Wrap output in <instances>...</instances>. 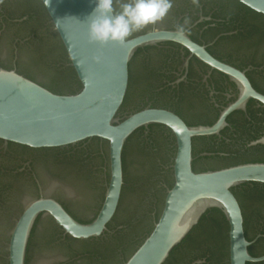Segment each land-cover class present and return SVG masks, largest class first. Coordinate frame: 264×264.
<instances>
[{"label":"water","instance_id":"water-1","mask_svg":"<svg viewBox=\"0 0 264 264\" xmlns=\"http://www.w3.org/2000/svg\"><path fill=\"white\" fill-rule=\"evenodd\" d=\"M39 1L23 0L9 6L10 12H30L32 17L27 23L10 28L1 44V57L5 61L10 60L12 37L34 34L36 39L31 47L22 46L19 50L20 68L49 84H71L55 69L57 62L64 59L57 43L58 37L80 89L75 93L56 94L15 70L0 67V139L32 148L61 147L90 138L105 141L109 181L101 208L88 224L75 221L56 201L39 198L25 207L12 229L9 224L11 218L19 204L32 194L29 189L18 190L9 199L8 206L0 210V264H24L31 228L41 212L48 213L64 233L73 238L101 235L116 210L120 196L123 145L136 129L150 124L163 125L173 135L172 185L166 192L162 189L157 191L155 186L159 189L160 183L164 184L159 179L169 182L171 175L165 171L157 180L151 176L154 177L156 157L170 164L171 151L166 152L165 149L171 148V141L158 137L159 152L156 155L147 149L142 150L136 145L137 137L134 138L125 155L126 177L131 186L125 194L121 219L130 220L137 214L142 216L151 205L161 206L160 198L165 195L151 231L122 264H163L171 250L211 208L221 210L227 222L228 264L264 261V255L254 257L248 252L251 242L245 237L240 205L232 192V188L242 184H264V163H241L203 172L192 168V139L217 135L232 111L243 109L249 98L264 105V96L251 87L242 72L211 56L184 32L152 29L128 38L124 44L109 42L101 45L88 38V14L94 7L93 0ZM235 1L264 16V0ZM182 2L174 0L172 6ZM167 21L165 16L159 24L164 25ZM165 41L181 45L199 61L227 75L237 85L240 91L238 99L226 106L212 125L188 126L175 113L156 108H144L123 119L118 118L128 84V63L134 52ZM131 104L130 101L128 105ZM258 143H264V138ZM200 146L197 140L196 150ZM202 163L205 162L199 161L198 167ZM196 240L198 243L210 241L218 246V241L210 238L207 232ZM59 257V251L34 241L29 264H53ZM225 258L222 260L224 264L227 262Z\"/></svg>","mask_w":264,"mask_h":264},{"label":"flooded vegetation","instance_id":"flooded-vegetation-1","mask_svg":"<svg viewBox=\"0 0 264 264\" xmlns=\"http://www.w3.org/2000/svg\"><path fill=\"white\" fill-rule=\"evenodd\" d=\"M20 1L23 0H0V67L15 70L56 94L77 92L73 84L61 85L60 90H54L51 88L53 83H46L20 68L19 50L22 46L31 47L36 39L34 34L12 37L10 60L5 61L1 57V44L10 28L21 26L32 17L30 12L9 11V6ZM182 1L170 8L166 15L167 23L160 25L158 21L133 32L128 38L152 29L184 32L211 56L242 72L251 87L264 96V16L235 0L232 1L236 5L227 0ZM247 10L252 13H247ZM46 19L49 23L48 16ZM67 66L69 62L64 58L57 62L55 69L61 71ZM129 66L132 85L127 99H123L118 110L119 119L144 108H156L175 113L188 126L212 125L219 113L236 101L240 93L227 75L210 68L174 42L165 41L138 48L128 63V82ZM130 101L132 104L128 105ZM225 122L226 125L217 135H212V139L210 136L204 141L192 139L193 161L204 157L199 161L205 162L196 172L218 170L228 167L225 166L227 164L264 163V143H258L264 138V105L249 98L244 108L232 111ZM158 137L171 141V148L165 151H171L172 160L168 164L163 158L159 160L156 157L154 177L151 176L157 180L160 173H170L169 182L160 178L164 184L160 183L159 189L155 186L157 191L162 189L166 192L172 185L174 138L167 127L150 124L136 129L123 145V183L116 210L107 222L106 230L97 237L76 239L64 233L48 213L41 212L31 228L24 264L31 261L34 241L59 251L60 257L53 264H122L158 218L165 195L160 198L161 206L151 205L142 216L137 214L130 220L121 219L125 194L131 186L126 177L123 153L126 155L129 145L136 138L137 146L157 155ZM197 140L201 143L200 152L194 154ZM221 144L236 145L241 153L249 150L226 161L216 158L229 156L220 151ZM104 145L107 146L105 141L90 138L61 147L32 148L0 139V210L8 206L9 199L21 188L32 191L11 218V228L25 207L39 198L56 201L78 223H91L101 208L109 181L107 149ZM48 188L51 190L48 191ZM232 192L240 205L245 237L251 242L248 252L254 257L263 256L264 184L246 183ZM224 257L227 261L225 264H228V241L223 249L220 243L217 246L210 241L198 243L195 240L191 244H180L169 261L170 264H224ZM250 264H264V261Z\"/></svg>","mask_w":264,"mask_h":264},{"label":"clouds","instance_id":"clouds-1","mask_svg":"<svg viewBox=\"0 0 264 264\" xmlns=\"http://www.w3.org/2000/svg\"><path fill=\"white\" fill-rule=\"evenodd\" d=\"M88 14V38L97 44H124L136 31L162 20L172 0H93Z\"/></svg>","mask_w":264,"mask_h":264},{"label":"trees","instance_id":"trees-1","mask_svg":"<svg viewBox=\"0 0 264 264\" xmlns=\"http://www.w3.org/2000/svg\"><path fill=\"white\" fill-rule=\"evenodd\" d=\"M227 1H230L232 4L236 5V3L232 0H227ZM41 10H42L44 16L47 18V15H46L44 9L42 8V6H41ZM247 11H248L247 13H249V14L252 13L249 10H247ZM57 43L60 47L61 52H63L64 58H66L67 62H69L68 58L66 56V53L64 51V48H63L62 44L60 43V40L58 39V37H57ZM58 73H59V76L63 77V79H66L67 81H70L71 84L76 85L77 91L80 89V84L78 83L76 76L74 74V71L70 66H67L63 70L58 71ZM131 85H132V71H131V66H129V82H128V88H127L126 95H125L124 99H127ZM60 87H61V85H59L58 82H54L51 85V88H53L54 90H60ZM75 92H76V90L71 91L70 93H75ZM212 138H213V136H210V139H212ZM194 139H201L204 141L205 139H207V137H198V138H194ZM235 146L236 145H233V144H221L219 146L220 151L228 153L229 156L228 157L218 156L216 158L229 161L230 159H233V156L238 157L240 154L247 153L249 150V149H247L243 153H241L240 148H236ZM207 150H209V149H207ZM199 152L200 151H198L196 149L194 150V154H198ZM124 158H125V152L123 153V159ZM202 158H204V157H199L193 161L192 167L195 171L200 169V167H198L197 164H198L199 160ZM212 158H215V157H212ZM225 166H229V164H227ZM237 187H240V185L232 188V191H234ZM151 229H152V225L149 228V230L147 231V234L151 231ZM227 229H228L227 222H226L225 217H224L223 213L221 212V210H219L217 208H211V209H208L201 216L198 224L192 228V230L187 234V236L181 241L180 244H182V243L191 244L196 240V237L200 236V234H202L204 232H207V234L210 238H215L218 241V243H220L221 247L223 249H225L226 244H227ZM147 234L145 235V237L147 236ZM143 239L137 244V246L133 249V251L140 245V243L143 241ZM180 244H178L177 246H175L171 250V252L169 253V256L167 257V259L164 261L163 264H170L169 259ZM132 252L128 255V257L132 254ZM247 264H250V263H247Z\"/></svg>","mask_w":264,"mask_h":264}]
</instances>
